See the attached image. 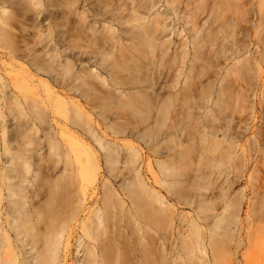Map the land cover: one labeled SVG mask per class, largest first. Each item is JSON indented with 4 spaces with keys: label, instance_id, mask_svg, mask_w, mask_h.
Listing matches in <instances>:
<instances>
[{
    "label": "bare ground",
    "instance_id": "obj_1",
    "mask_svg": "<svg viewBox=\"0 0 264 264\" xmlns=\"http://www.w3.org/2000/svg\"><path fill=\"white\" fill-rule=\"evenodd\" d=\"M2 1L0 0V3ZM27 1L29 4L26 3ZM25 3V6L28 5L27 9H32L29 10L30 12L37 10L36 6L38 8L42 4L33 0H25ZM48 3L51 13L43 21H46L50 40L47 45L45 44L42 55L23 54V52L21 54L17 46L8 43L10 42L8 39L11 40L10 35L8 37L7 34L10 18L0 17L2 20L0 41L6 42L7 49H5L8 51L5 56L8 62H2V65L10 67L8 70L12 85L10 91L15 99L23 100V108L20 104L19 112L22 116H26L25 123L18 124L14 128L10 144L4 150L7 158L0 164V203L4 199L8 209L6 223H0V264H63L68 238L75 224L79 234L78 253H82L79 264H237L235 256L241 247L243 252L239 255L244 258L243 264H264V256L260 255L261 252L264 254V223L260 222L264 213V199L255 204L256 198H253L254 202L248 205L251 206L250 212L246 215L249 222L243 226L239 219V193L233 195L232 182L228 184L226 190L223 188L230 174L239 177L244 166H241V162L244 164L241 160H244L247 154L253 160L257 157L255 153H260L262 159L264 110L262 111L263 107H260V112L257 111L260 115V123L255 130V124L253 126L251 123L254 127H252V141L249 140L251 137H248V145L244 142L248 147L240 144L239 148L242 147V150L237 151L239 155L236 154L235 150H239L235 146L237 143L239 146L237 138L229 134L228 139L232 136L234 139L230 138L231 141L225 142L224 139L228 134L224 133L223 140L218 141L216 136L219 131L211 126V110L207 105L212 97L213 83L217 77L205 79L194 88L193 82L191 83L192 77H188L192 70L190 67L189 75L187 74L184 81V85L187 84L186 91L177 98V109L185 114L183 117L179 115L182 120L177 117V133L188 139L185 141L184 138L185 143L183 141L181 146L179 144L181 148L177 149V162L173 160L169 165L159 166L164 179L169 180L165 182L163 179L164 183L161 182L166 188V193H170L172 199L174 197L177 199L175 202L179 208L189 209L188 213L177 211V223L173 221L175 215L171 212L173 207L169 206L171 202L166 204L167 199L164 201L163 197L157 194L158 192L154 191V193L148 189L150 187H146L143 179L141 180L137 163L138 152L131 146H127L123 158L119 159L116 157L118 155L116 150L96 141L103 153L107 177L101 184L100 199L87 218V223L71 222L81 204L79 194H84V183H98L101 178L99 163L93 152L88 149L82 150L84 157L81 159L77 153H72V149L65 141L68 131L55 132L48 129H42L46 132L45 158H39L34 165L26 149V146L33 142L31 136L35 125H46L48 117L46 111L48 104L38 101L37 97L41 88L46 92H49V89L44 81L39 78L34 80L37 75L48 76L46 74H49L51 69L58 68L60 73L57 69L55 72L60 74L61 77L58 74L57 79H62L59 84L63 88H65L63 85H66L64 83L66 77L80 80L81 76L72 70L73 64L68 59V55H63L59 51L61 45L71 49L72 41L81 42L82 46L90 49V52L81 51L82 47H78V52L73 55L74 60L82 63V56L90 54L87 62H97L101 50L104 48L110 50L117 46L119 39L114 34L117 28L126 37L127 49H134L144 54H151L158 49L163 55L166 42L162 41V37L168 24L167 11H159L158 6L161 4L160 7L169 9L171 14L186 25L189 35L188 44L193 54L191 62H193L197 58H204L202 50L207 43L214 45V39L209 38L212 31L222 34L226 28H233L226 15L227 0H49ZM202 31L205 32L204 35H201ZM238 44L241 45L238 46L240 49L236 48ZM262 44H264L263 40ZM242 45L243 43L237 41L235 48L232 47L235 50L232 49L233 52L229 50L230 54L227 55L229 51L223 49L224 52L220 51L215 55L222 54L221 58L225 55L224 62H228L226 60L230 62L231 59L233 61L231 65L238 66L243 64L246 58L245 56L239 59L237 56L239 53L242 56L244 54L237 51V49L242 50ZM244 46L245 50L247 46ZM181 48L177 55V66L185 59L187 43H182ZM103 60L104 57L100 56V61ZM246 61L245 64L251 66L248 68L240 66L242 71L248 72L252 68L256 76V72L260 70V60L252 58L251 55ZM240 69H234L235 73L241 71ZM85 75L97 78L92 72ZM180 75L177 73V84ZM255 79L257 80L256 77ZM101 83L104 84L105 81L102 80ZM85 93L82 94L85 97L90 95L87 91ZM56 103L64 113L71 114L73 119L71 123L75 125L76 118L80 116L79 108L67 109L61 99ZM161 108L163 106H159V110L155 112V121L148 123L151 125L145 124V127L162 124L166 111ZM194 109L196 112L193 115L194 119L191 115L187 119L188 122L185 119L186 114L193 112ZM199 112L200 115L203 112L204 118L201 117L203 123L195 122L197 126L188 129L190 120L197 119L200 116ZM196 114L198 116L195 118ZM254 115L256 119L257 114ZM207 120L210 124H204ZM148 128L143 129V137ZM87 131L89 132V129ZM140 131L135 132L141 137L142 134H138ZM69 136L75 139L72 134ZM234 141H236L235 145ZM243 148L248 149L246 151ZM255 160L251 163L264 164L263 160ZM259 161L261 162L258 163ZM41 162L48 163L57 176L53 181H50V178L44 181L50 190L49 200L44 205L37 206L32 211L34 216H31L25 208L26 186L33 185L38 179L39 185L43 186L44 178L40 174L39 167ZM58 164H61V167L55 171ZM120 164L129 168L128 176L118 184L122 196L108 180V178L112 179V174L114 175ZM257 164L252 165L255 167V172L249 165L252 167L250 173L261 172V176L263 173L262 183L261 176L258 175L256 178L259 177L261 183L259 187L264 191V170L260 171L262 167ZM256 192L258 195L264 194L258 190L254 194ZM59 194L61 195L57 196ZM58 199L67 209L66 211L62 208L61 210L54 208L53 202ZM144 207H148V210L145 208L143 215ZM146 212H151L150 216H147L149 214H145ZM32 220L38 223H33ZM242 232H244L243 238L240 237Z\"/></svg>",
    "mask_w": 264,
    "mask_h": 264
},
{
    "label": "rangeland",
    "instance_id": "obj_2",
    "mask_svg": "<svg viewBox=\"0 0 264 264\" xmlns=\"http://www.w3.org/2000/svg\"><path fill=\"white\" fill-rule=\"evenodd\" d=\"M5 1H7V3H5ZM33 1L41 2L42 6L39 5L40 3H37L39 5L38 8L36 6L37 4L35 5L37 10L32 12L29 11L32 9H27L28 5L25 6L26 3H28V1L25 3V0H3L2 3H0L2 9L6 8L10 10V15L8 16L10 18V27L8 26L9 30L7 34L8 37L10 35L11 40L8 39V41H10L8 43L13 44V46H17L20 49L18 50L21 52V54L22 52L23 54H41L44 51V46H46L50 40L46 21H43L44 18H46L48 14L51 13L48 3L49 0ZM160 6L161 4L158 6L159 11H167L168 24V28L162 37V41L166 42L163 48V55L160 54L158 49H155L151 54H144L134 49H127L126 37L116 28L114 34L119 39L117 46L110 50L107 48L101 50L97 62H87L90 54H84L82 56V63L74 60L73 55L78 52V47H82L81 51L90 52V49L82 46L81 42L72 41L71 49H69L66 45H61L59 51H61L63 55H68V59L73 64L72 70L81 76L80 80L66 77L64 78V83L66 85H63L65 88L61 87L59 84L61 82V78L57 79V77L60 76V71L58 68H54L53 70L51 69V72L46 74L49 77L37 75V77L34 79L36 81V79L39 78L40 80L44 81L47 88L49 89V92H46L43 88H41V91L38 93L37 100L44 101L46 104H48V106H46L48 117L46 125H35L31 136L33 138V142L26 146L27 154L31 157V163L36 165V161L39 158H45L47 152L45 140L46 132L42 129H48L49 131L53 130L55 132L62 130L68 131L65 141L72 149V153H77V155H79L82 159L84 157L82 150H91L95 156V159L99 163L101 178L98 183H84V194H79L81 204L78 208L77 215L71 223H87V218L91 215L92 210L98 204L100 199L99 191L101 184L107 177L102 157L103 153L96 144V141H99L101 144L116 150L118 152L116 157L119 159L123 158L127 146H131L137 150L139 156L137 162L139 164L138 172L141 180L143 179V183L145 182L144 184L146 187H150L148 189L153 192L156 191V193L158 192L157 194L161 195L163 200L167 199L166 204L171 202V205L169 204V206L173 207L170 209L175 215H172L174 216V223H177V211L179 213L180 211L183 213L189 212L188 208H179L176 203L177 199L174 196L172 199V195L170 193H166V188L164 184H162L164 183L162 182L164 177L160 172L159 166H161V164L169 165L173 160L177 162V149L181 148V142L183 144L184 138L185 141L188 139L182 134L177 133V117H179V115L182 117L185 115L184 113L179 112V109H177V98L179 94L186 91L185 87L187 84L184 85V81L187 77L190 67L192 70L190 71V76L188 77H192V79H189L192 80L191 83L193 82L192 85L194 88L199 85V82H203L205 79L217 77L213 83V93L207 107L209 110H211V126L213 125L219 131L218 135L216 136L218 141L223 140L222 135L224 133L225 135L226 133L228 134L226 139H224L225 142H227V140L231 141L234 139L232 136L230 137L231 140H229V134L234 135L235 139L237 138V141H239V146L238 143L235 145L236 141H234L236 149H239L235 150L236 154H238L237 151L242 150V147L239 148L240 144L241 146L244 144L246 147L249 143V140L252 141L253 136L251 137V135H253L252 130L254 128V124L255 130L257 125L260 123V107H263L262 111L264 110V44H262V40L264 41V0H227L226 15L228 17V21L233 24V28H226L222 31V34H216L215 31H212L209 35V38L214 39V45L207 43L202 50L204 58H197L193 62H191L193 54L191 51V46L188 44L189 35L187 33L186 25L173 14H171L172 12L169 11V9L166 10L164 7ZM204 33L205 32L202 31L201 35H204ZM234 39L247 46V48L244 46L245 50L243 45L241 47L242 50L237 49V51L244 53H242L243 56L241 53L237 55L239 56V59L246 56V58L249 60L252 55V58H257L260 60V70L256 72V76L252 68L251 70H248V72L242 71V67L240 66H246V68L251 66L248 65V63L245 64L247 62L246 58L243 64L241 61V64L233 67L231 65L233 62L231 59L230 62L229 60H226L228 62H224L225 59L223 57L225 55H223L222 58L220 57L222 54L215 55L217 52H224L225 49H227V51L231 49L232 51V49L235 48L234 46L237 42ZM260 40L261 43H259ZM182 43H187V54L183 60V63L177 66V55L182 49ZM5 45L6 42L1 40L0 164L7 158L4 150L6 149L7 145L10 144V137L14 131V128L17 127L18 124H23L26 121V116H22L19 112L20 104L22 106L21 108H23V100L20 98L15 99L12 92L10 91L12 89L8 71L10 70V67L7 65H2V62H8L7 58L5 57L8 54ZM238 46L239 44L236 48H239L241 45L239 47ZM226 54H230V51ZM100 56L104 57L103 61H100ZM56 69L59 72V76H57L58 74L55 72ZM234 69H240L241 71L239 72H241V74H238L239 72L237 71L235 73ZM89 72H92V74L97 76V78L88 77L85 75ZM177 73L181 74L178 79V84ZM53 79L55 81H53ZM102 80L105 81L104 84L101 83ZM188 81L189 80L187 79V82ZM86 91L90 95L85 97L83 95L86 94ZM58 99H61L64 102L67 109H71L73 107L79 108L80 116L76 118L75 125L71 123L73 121L71 114L64 113L59 104L56 103ZM91 105L94 106L92 107ZM159 106H163L165 109L166 113L165 111L164 113L166 114V117L164 115L163 116L166 119L164 120L163 118L164 122L162 120L161 125L157 124L158 126H150L149 128L147 126L145 127V124L151 125L148 123H151L153 120L155 121V112H157L156 110H159ZM193 112L187 113L188 118L186 114L185 119H189L191 115L193 117V115L196 113L195 109ZM201 113L203 114V112ZM254 113L257 114L256 119H254ZM202 114L200 115L199 112L198 115L200 116L197 117L199 120L195 119L193 121L194 117L192 121L190 120L191 123H194L193 125L189 123L191 126H188L185 123L188 126L187 128L191 129L196 127V123L199 121L203 123V119L201 118L203 117ZM198 115L196 114L195 118ZM181 116L178 118L179 120L183 119ZM200 118L202 120H200ZM252 120H255L256 122L254 121V123ZM187 121L189 122V120ZM208 121L209 120H207V122L205 121L204 124H210ZM251 123H253V126H251ZM198 125L200 126L199 123ZM245 127L248 129H245L244 131ZM145 128H148V130H145L148 132L147 134L145 132L143 137L142 133L143 129ZM87 129H89V132ZM119 130H121L122 133H119ZM135 131H140L138 134L140 133L142 136H138L137 132ZM69 134H72L75 139L69 136ZM145 134L148 135V137H146ZM248 137H251V139L248 140ZM244 142H248L247 145ZM244 148L243 150L247 151L248 148ZM255 154L257 157L255 158L252 156L251 158L253 159L254 157L253 160H263L264 163V155L261 159L260 153V155L257 153ZM243 159L244 160L241 161H244V164L240 161L241 166H245V168L244 166L242 167L243 171L241 169L242 173L240 171L238 175L239 177H234L232 174H230L223 184V188L226 190L228 184L232 182L233 185L231 190H233V195L236 192L239 193V219L240 223H243V226H245L246 223L249 222V219L246 218V215L249 214L248 212H250L251 206L248 207V205L254 202L253 198H256L255 204L264 199V194L258 195L257 192L256 194H254V192L258 190V192L260 191V193H263L264 191H262L263 188L259 187L263 181L261 180L263 173L262 176L260 175L261 172L260 174L257 171L255 174L250 173L252 167L256 166L257 163L255 165L252 164L253 160L249 158L248 154ZM260 162L261 161L258 163ZM261 164H257V166L260 168L262 167L260 171L264 170V164ZM249 165L252 166H250L251 169ZM39 167L40 174L44 178L43 186L39 185L40 180L38 179L36 183H33V185H27L25 192V208L31 216L33 215L32 211L37 206H42L49 200L50 190L44 181H47L48 178H50V181H53L57 176L56 173L53 172V168L48 166V163L41 162ZM60 167L61 164H58L55 168V171L59 170ZM254 170L255 167H253L252 171L255 172ZM128 171L129 168L120 164L117 170H115L114 175L112 174V179L108 178V180L111 181L108 182L111 186L113 185L112 187L114 189L116 188L115 190L117 193L119 192V195L121 194L120 196H122V192L121 190L119 191L118 188L120 186H118V184H120L123 179L128 176ZM258 175L259 177L261 176V183L259 181V177L256 178ZM164 181L168 182L169 180L167 181V178H165ZM60 195L61 194L57 196ZM53 206L56 210H61V208L63 211L67 210L61 205L60 199L57 201L55 200L53 202ZM145 208L146 207H144V211H142L143 215L146 211ZM146 209L148 210V207ZM149 213L151 214V212H146L145 214ZM150 214L147 216H150ZM7 218V203L3 199L0 203V223H6ZM32 219L35 220L34 217H32ZM151 221L152 220H150V222ZM32 222L38 223V221L34 222L33 220ZM260 222L264 223V213ZM152 223H154V221H152ZM76 226L77 224H75L68 238V246L63 255V264H79V260L81 259L80 256L82 253H78L79 248L77 247L79 234ZM240 237H244V232L240 233ZM242 248L243 247L239 249L240 251L238 250L239 252H237L238 254L235 256L237 259V264L244 263V258H241L240 256L243 252ZM260 255H262V257L264 256L262 252Z\"/></svg>",
    "mask_w": 264,
    "mask_h": 264
},
{
    "label": "clouds",
    "instance_id": "obj_3",
    "mask_svg": "<svg viewBox=\"0 0 264 264\" xmlns=\"http://www.w3.org/2000/svg\"><path fill=\"white\" fill-rule=\"evenodd\" d=\"M10 15V10L8 9H0V17L6 18ZM2 22V20H0Z\"/></svg>",
    "mask_w": 264,
    "mask_h": 264
}]
</instances>
